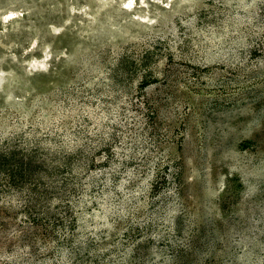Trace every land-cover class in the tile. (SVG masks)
Instances as JSON below:
<instances>
[{"label": "rangeland", "instance_id": "rangeland-1", "mask_svg": "<svg viewBox=\"0 0 264 264\" xmlns=\"http://www.w3.org/2000/svg\"><path fill=\"white\" fill-rule=\"evenodd\" d=\"M0 141L72 153L0 264L264 263V0H0Z\"/></svg>", "mask_w": 264, "mask_h": 264}, {"label": "trees", "instance_id": "trees-1", "mask_svg": "<svg viewBox=\"0 0 264 264\" xmlns=\"http://www.w3.org/2000/svg\"><path fill=\"white\" fill-rule=\"evenodd\" d=\"M37 149L34 145L0 141V228L9 219L21 216L23 222L40 228L41 235L46 236L51 229L49 225L57 221L52 211L58 201L54 174L66 165L72 153H64L61 160L49 149L50 157H40Z\"/></svg>", "mask_w": 264, "mask_h": 264}]
</instances>
